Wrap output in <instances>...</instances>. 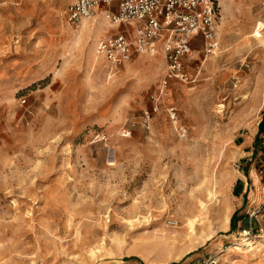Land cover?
Here are the masks:
<instances>
[{"label":"rangeland","instance_id":"rangeland-1","mask_svg":"<svg viewBox=\"0 0 264 264\" xmlns=\"http://www.w3.org/2000/svg\"><path fill=\"white\" fill-rule=\"evenodd\" d=\"M70 2L0 0V264H264L262 1L216 0L189 82L94 64L123 28L74 43Z\"/></svg>","mask_w":264,"mask_h":264},{"label":"built area","instance_id":"built-area-1","mask_svg":"<svg viewBox=\"0 0 264 264\" xmlns=\"http://www.w3.org/2000/svg\"><path fill=\"white\" fill-rule=\"evenodd\" d=\"M261 1L264 6V0ZM112 5L116 7L111 9ZM102 6L107 8V19L123 28L100 40L97 46L98 54L114 68L130 61L135 54L156 55L162 44L167 79L189 82L183 60L192 55L193 41L202 39L206 55L216 49L219 19L216 0H71L67 21L78 27ZM172 112L175 116L173 109Z\"/></svg>","mask_w":264,"mask_h":264},{"label":"bare ground","instance_id":"bare-ground-1","mask_svg":"<svg viewBox=\"0 0 264 264\" xmlns=\"http://www.w3.org/2000/svg\"><path fill=\"white\" fill-rule=\"evenodd\" d=\"M93 17H91L90 19H84V20H82L81 23H80V25H79V27H78V29L81 28V31L78 34L70 35V37H69L70 39L69 40H72L74 43H77V42L83 40V38L85 36L86 37H90L89 36L90 35V31H94V33L95 32H103L105 30L104 29V26L106 25L103 19L104 18L107 19L106 13L104 11H102L101 14H100V16H99V17H101L100 18L101 20L100 21H96V23H94V24H91L89 21ZM107 21H109V20L107 19ZM111 24H113V23H111ZM113 25H116V24H113ZM116 26H118V25H116ZM95 46H96V42L94 41V43L91 46V48H92L93 53L95 52V54H96V48H95ZM146 55H149V54H146ZM149 56H152V55H149ZM102 60H103L102 57L98 53H97V55H95V57L93 56V63L94 64L99 65ZM109 65L112 67V65L110 63H109ZM101 68H102V66H101ZM222 107H223L222 105L219 106V108H222ZM258 244H260L259 241H258ZM255 245H256V243L255 244H252V243H247L246 244L247 247H252V248H254Z\"/></svg>","mask_w":264,"mask_h":264},{"label":"trees","instance_id":"trees-1","mask_svg":"<svg viewBox=\"0 0 264 264\" xmlns=\"http://www.w3.org/2000/svg\"><path fill=\"white\" fill-rule=\"evenodd\" d=\"M264 135V118L262 119L261 123L259 124V127H258V133L256 135V145L258 143H260V138L261 136ZM256 155V151L254 153V156ZM231 226H232V229H234L236 227V219H235V216L233 217L232 219V222H231Z\"/></svg>","mask_w":264,"mask_h":264},{"label":"crops","instance_id":"crops-1","mask_svg":"<svg viewBox=\"0 0 264 264\" xmlns=\"http://www.w3.org/2000/svg\"><path fill=\"white\" fill-rule=\"evenodd\" d=\"M110 7H111V9H112L113 7H116V5H112V6H110ZM99 9H100V8H99ZM99 9H98V10H99ZM105 11H106V10H105ZM105 11H104V12H105ZM114 27H115V28H118V26H116V25H114ZM152 56H153V55H152Z\"/></svg>","mask_w":264,"mask_h":264}]
</instances>
